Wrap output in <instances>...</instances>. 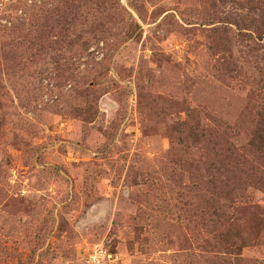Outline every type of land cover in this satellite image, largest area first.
I'll use <instances>...</instances> for the list:
<instances>
[{
    "label": "rangeland",
    "instance_id": "374dc122",
    "mask_svg": "<svg viewBox=\"0 0 264 264\" xmlns=\"http://www.w3.org/2000/svg\"><path fill=\"white\" fill-rule=\"evenodd\" d=\"M247 2L0 0V264H264Z\"/></svg>",
    "mask_w": 264,
    "mask_h": 264
},
{
    "label": "trees",
    "instance_id": "16d2710c",
    "mask_svg": "<svg viewBox=\"0 0 264 264\" xmlns=\"http://www.w3.org/2000/svg\"><path fill=\"white\" fill-rule=\"evenodd\" d=\"M247 15L237 16V19L226 20L223 24L235 27L236 34L239 37L249 39L256 49L264 51V0H248ZM243 10H246L243 9ZM194 128L190 129L191 135H194ZM252 146L264 153V100L261 103V109L258 113V123L255 130ZM221 219L222 216L218 215ZM239 235V234H238ZM240 237L243 233L240 232Z\"/></svg>",
    "mask_w": 264,
    "mask_h": 264
},
{
    "label": "built area",
    "instance_id": "2783aa9c",
    "mask_svg": "<svg viewBox=\"0 0 264 264\" xmlns=\"http://www.w3.org/2000/svg\"><path fill=\"white\" fill-rule=\"evenodd\" d=\"M113 262L114 255L101 247L94 249L87 259V264H112Z\"/></svg>",
    "mask_w": 264,
    "mask_h": 264
}]
</instances>
